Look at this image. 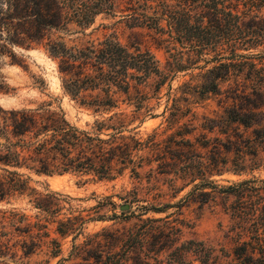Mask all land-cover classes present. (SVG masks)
I'll use <instances>...</instances> for the list:
<instances>
[{"label": "rangeland", "instance_id": "374dc122", "mask_svg": "<svg viewBox=\"0 0 264 264\" xmlns=\"http://www.w3.org/2000/svg\"><path fill=\"white\" fill-rule=\"evenodd\" d=\"M117 1L120 10L129 0ZM126 13L100 15L87 32L93 30L92 38L114 33L123 43L149 48L164 63V50L154 43L147 29L129 27L127 17L121 15ZM77 36L81 35L67 38ZM221 40L224 46L232 42L226 37ZM239 40L236 44L246 48L241 52L253 63L259 79L252 74V66H242L218 79L217 91L199 94L203 79L191 76L198 69H188L177 73L169 92L165 86L160 98L149 92V98L138 102L140 94L131 90L130 99L120 96L118 108L98 113L64 93L55 62L41 46L7 44L2 49L0 38V78L6 85L0 90V107L20 109L49 104L47 108L61 109L70 123L93 134L101 122L99 136L107 139L113 135V144L131 152V161L113 160L119 172H114L112 179H98L91 173H31L29 184L46 210L36 206L34 195L0 199V211L14 209L24 215L21 226L40 222L50 234L41 239L34 237L36 246L26 253L22 241L30 237H24L25 233L15 231L0 218V226L5 225L0 230L11 232L1 238L6 245L0 246V264H88L94 261L88 254L97 252L103 253L106 264L116 259L115 264H155V259L161 264H200L191 253L181 261L170 259L173 248L187 240L213 246L221 264H244L232 253L234 243L229 239L231 221L226 207L233 198L222 188L246 179L264 178V141L259 142L252 133L253 128L264 125V119L250 128L229 119L235 116L233 110L239 114L251 109L264 112V33L243 34ZM7 50L15 53L20 64L11 61ZM254 90L260 93H252ZM261 118L262 113L256 116L257 120ZM240 138L244 141L240 142ZM246 139L255 151L251 154L244 147L247 153H241L244 166L240 170L235 166L234 144L244 146ZM72 218L77 229L64 235L58 233L60 223ZM149 218H161L153 222L156 225L167 221L175 226L177 238L157 252L145 244L142 252L108 257L110 253H122L129 233L137 232ZM31 228L29 234L35 236L37 229ZM52 238L59 242V252L52 253ZM254 256L259 254L255 252Z\"/></svg>", "mask_w": 264, "mask_h": 264}, {"label": "trees", "instance_id": "16d2710c", "mask_svg": "<svg viewBox=\"0 0 264 264\" xmlns=\"http://www.w3.org/2000/svg\"><path fill=\"white\" fill-rule=\"evenodd\" d=\"M132 1L118 10L117 0H0L1 48L5 49L7 44L24 48L41 46L55 62L64 93L98 113L118 108L120 96L130 99L131 90L140 94L138 102L149 98V92L160 98L165 86L169 92L177 73L188 69H198L191 76L203 79L199 94L217 91V80L242 66H252V74L258 76L253 63L241 52L246 48L239 47L236 42L241 41L243 34L264 33V0ZM118 11L127 12L121 15L127 17L129 27L147 29L150 38L166 53L164 63L149 48L123 43L114 33L92 38L93 30L87 32L98 16L113 17ZM76 34L81 36L67 38ZM224 37L232 42L226 46L220 44ZM7 53L13 63L20 64L12 50ZM4 88L6 85L0 78V90ZM47 105L20 109L0 107V199L34 195L36 206L46 210L29 184L31 173H91L98 179H112L114 172H119L112 163L114 159L120 163L131 161L130 150H121L118 144H113V135L107 139L99 136L101 122L93 134L70 123L61 109L47 108ZM233 112L235 116L229 119L246 128L254 123L260 125L259 121L264 119H256L264 112L252 109L244 114ZM252 133L259 142L264 141V125L253 128ZM241 141L244 140L240 138ZM244 147L251 154L255 151L247 139L244 146L235 142V166L240 170L244 166L241 153H247ZM222 189L233 198L226 210L231 221L228 232L234 243V258L244 264H264V178L242 180ZM0 212L1 220H7L15 231L30 237L22 241L26 253L34 250V237L41 239L50 235L47 226L40 222L21 226L25 217L14 209ZM73 219L62 221L57 232L61 235L74 232L77 228ZM159 220L161 218L143 221L137 232L129 233L125 239L122 253H110L108 257L121 258L142 252L145 244L156 252L168 246L177 238L175 231L178 229L167 221L153 224ZM32 226L37 229L35 236L29 234ZM8 234L11 232L0 230V246L6 245L1 238ZM49 244L52 253L59 252L60 244L55 238L49 240ZM255 252L259 256L255 257ZM190 253L200 264H221L213 246L193 240L174 247L170 259L181 261ZM88 256L94 259L88 264H106L102 252ZM155 260V264H161Z\"/></svg>", "mask_w": 264, "mask_h": 264}]
</instances>
